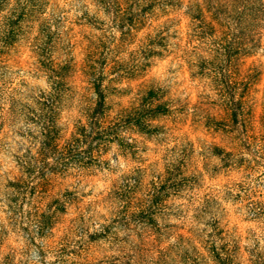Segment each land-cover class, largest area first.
Masks as SVG:
<instances>
[{"label": "rangeland", "instance_id": "obj_1", "mask_svg": "<svg viewBox=\"0 0 264 264\" xmlns=\"http://www.w3.org/2000/svg\"><path fill=\"white\" fill-rule=\"evenodd\" d=\"M84 10L96 11L91 0H46L48 36L38 20L23 23L1 54L0 264H215L211 243L228 247L239 264H264L263 48L237 60V76L249 74V84L234 121L214 75L200 73L181 49L189 24L183 7L156 9L124 35L101 12L103 21L87 22ZM42 54L71 64L57 106L63 139L80 125L89 130L91 80L103 73V136L88 137L77 155L82 164H69L46 185L47 196L30 200L8 180L20 175L13 154L39 134L36 117L46 111L32 98L49 88ZM157 176L168 187L155 222L119 220L122 180L137 179L142 202ZM54 197L64 210L36 233L35 208L52 209ZM103 224L110 231L91 237Z\"/></svg>", "mask_w": 264, "mask_h": 264}, {"label": "trees", "instance_id": "obj_2", "mask_svg": "<svg viewBox=\"0 0 264 264\" xmlns=\"http://www.w3.org/2000/svg\"><path fill=\"white\" fill-rule=\"evenodd\" d=\"M95 12L91 14L84 10L89 23H100L103 18L97 12L103 13L108 23L121 35L132 33L140 28L150 13L158 9L163 12L175 8H184L189 18L184 44L181 49L184 53L190 52L194 58L190 60L200 73H212L218 83L222 101L227 104L229 116L237 121L244 103V90L249 84V74L237 76V60L257 47L264 50V0H91ZM46 0H0V69L4 64L3 49L11 44L21 24L31 20L39 21V29L47 37L49 31L41 27L45 25L42 13ZM47 25V24H46ZM45 27V26H44ZM263 42V43H261ZM151 52V48H147ZM43 55V54H42ZM40 61L45 70L49 88L32 96L34 102L45 108L44 114H37L39 134L32 136L22 152L13 154L20 175L8 180L9 186L18 196L28 197L47 196L46 185L57 173H65L69 164H82L77 156L85 150L88 137H102L103 128L100 124L104 113L105 93L102 85L103 73L98 72L91 80L95 93V100L90 112L86 115L89 130L80 125L68 139L60 135L61 127L58 124L57 106L61 93L66 85L71 64L69 60H55L52 56L43 55ZM2 73H0V76ZM3 81H0V93ZM240 91L236 96V89ZM149 97H154V91L148 90ZM154 111H160V104H155ZM2 107L0 106V114ZM41 118V119H40ZM0 115V124H1ZM139 121V118L136 119ZM138 124V123H137ZM93 132L94 134H88ZM216 153L220 148L215 146ZM85 152V151H84ZM229 155V152H226ZM92 158L91 156H89ZM76 159L77 161H72ZM150 182L146 192V199L139 202L135 196L138 185L136 178L123 179L115 191L120 198L119 216L117 218L127 224L132 216L140 223H154L153 213L159 204L161 190L168 187L164 177ZM173 185V184H171ZM46 194V195H45ZM52 209L46 211L36 207L34 223L36 233L52 228L55 214L64 210V203L54 197ZM109 224L99 226L91 235L104 236L110 231ZM208 251L215 264H239L228 247L215 246L211 243Z\"/></svg>", "mask_w": 264, "mask_h": 264}]
</instances>
